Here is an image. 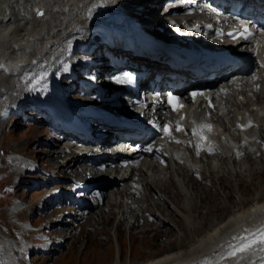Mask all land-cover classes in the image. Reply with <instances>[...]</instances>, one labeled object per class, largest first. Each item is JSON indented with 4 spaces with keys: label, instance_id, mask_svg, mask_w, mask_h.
Listing matches in <instances>:
<instances>
[{
    "label": "bare ground",
    "instance_id": "bare-ground-1",
    "mask_svg": "<svg viewBox=\"0 0 264 264\" xmlns=\"http://www.w3.org/2000/svg\"><path fill=\"white\" fill-rule=\"evenodd\" d=\"M168 1L171 0H105V2L112 4L116 10H120L117 15L114 14L113 10H104V5L99 0H0V98H3V105H6V103L12 105L10 108L8 107L9 109L3 107L0 117L2 115L6 117L7 114L11 113V110L17 114V107H26V110L39 114L41 118V122L39 123H42L40 126L46 127L43 123H47L48 118L50 122L48 124L55 130L52 136V133H49L50 137H53L52 141L60 142L61 144L63 140L68 139V142H65L66 144L61 149L56 148L58 145L54 148L49 146L52 149L51 158L52 160L56 158L57 163V166L49 170L64 174V179L46 177L45 180L59 186L71 181L78 183V178L85 176L86 183L84 186L77 184L73 189L74 192L77 191L79 193L77 200L73 199V197L68 199L67 191L60 188L61 186L46 191L39 199L44 201L47 199H54L58 202L64 201L68 207L72 208V211L68 209V213L74 214V217L68 216L69 222L74 224L77 218H86L85 224L88 225V229H86L88 232L99 224L106 225L113 214L119 217V222L115 224L113 230L111 229L112 232H110L118 239L121 234L120 229L122 226H125L124 222H127L128 213L126 212H135L138 208V203L133 199H141L142 194H149V197H152L151 199L153 200L155 194H158L159 197L160 193H164L166 198L162 199L163 202L165 200L169 201L170 206L180 216L177 214L173 215V212H166V209L160 208V206L164 205L170 208L169 204H166V201L163 205L156 201L154 206L158 210V213L154 212L153 214V211L148 206L145 209L146 214L143 215L137 211L135 217L132 216L134 218L132 223L128 224L134 227L140 225L142 227V229L139 228L141 232L150 231L159 237L163 233L162 228L168 226L170 229L165 231L163 236L170 239L171 237L169 236L174 237L175 233L173 231H177V234H175L176 238L174 241L170 239L167 249H162L164 251L162 254L137 264H264V246L262 245L254 244L244 252H237L234 256L229 255V252L232 250L230 246L240 245L242 239L244 242H247L248 239L253 238L252 232L264 226V199L258 197L253 199L254 201L251 203L236 199L233 201L235 193L230 186H233V182L236 191V184L234 178H232L233 174L228 171H234L235 174L239 175L235 179L238 186H240V193L241 189H243V193L244 181L242 175L252 174L255 169L261 170L255 165V160L257 159L259 163L264 161L263 159L261 160V157H264L262 155L264 154V97L261 92L260 78L257 76L256 71L251 74L250 77L252 79L250 81L245 82L244 80L243 82L244 84H251L252 94H249L250 91L248 89L244 93L245 89L231 85L230 83H228L225 89H222L223 91L221 90L220 100L225 108V115L217 109L214 112V119L218 122V126L223 125L225 129H229L227 131L224 129L223 137H233L230 145H225L224 140H220L219 144L216 145H206L205 143H211L208 140L214 137L221 127H217L209 119L194 117L193 115L196 114L194 113L196 110L193 104H189L186 107L188 115L186 128L192 134V130L199 124L211 125L210 129H202V135L205 139L201 140L199 136L193 134L195 142L188 144L195 158L194 161H190L188 157L186 161L181 157L174 160L169 159L164 149V142L158 141V138L162 136L158 138L151 136V138L149 135L144 139L145 144L142 148L130 157H125L124 154L94 156V154L90 153V151H93V147L83 143H101L103 138L110 135L109 131L101 137L94 136L91 132L81 135L77 131L76 126L73 128L70 126H59L55 123L52 124L50 116L53 113L56 114L57 120L62 119L61 116H57V109H53L52 111L45 109L40 100L37 104H33L32 106L30 104V102L32 103L31 99H36L37 93H41L45 88L37 86L31 93H23L21 91L26 84L32 81L33 76L39 71L52 77L54 69L66 71V67H72L74 71H66L67 73L61 78L69 93L79 94L92 102L100 101L105 96L112 97L113 95L125 94L128 88L122 83L121 74L127 69H132L131 62L129 61L130 57L144 64L141 70L146 74L152 72L155 68L161 69L164 74H167L169 70L164 68L166 66L165 62L157 59L164 57V54H159L156 51L153 55L150 51L151 48L156 49L153 44V34H156L165 23L167 24L171 21L173 25L175 20L180 21V16L189 15V11L185 5L170 8L168 11L162 13L166 17L164 23L161 26L155 27L158 20V9L163 8ZM38 8L40 9L39 12H37ZM138 16L145 19L146 25L149 27L147 30L150 29L151 31V33L148 32V35L143 36V38L140 37L138 32H134L138 28V26H134V22ZM123 27H125L124 30H122ZM104 31H107L108 37L116 35L119 31L127 32L129 35H125L126 39L120 45H116L111 44L104 38ZM173 33L174 29H171L166 34L172 35ZM77 36L80 37L78 38ZM81 36L88 39L92 36L93 38L101 36L103 44L101 43L99 49L97 47L93 51L91 50L93 53L87 50L89 46L86 45V53L75 55V51H73V53L71 52V54L64 56L61 51L66 50L70 52L76 50V45L80 44V41L83 40ZM67 39L71 40L67 41ZM145 39H149L151 45ZM103 46L106 49L104 53ZM60 49L62 50L60 51ZM20 50L21 52H19ZM36 50L40 53H35ZM30 53H33V55ZM89 55H93V57ZM97 55H102V60L97 59ZM28 56L30 58L25 61ZM80 56H83V61L79 65ZM117 59L119 60L117 61ZM22 60L24 61L22 62ZM59 61L68 63L60 66L61 63L58 65ZM76 64L80 67L77 68ZM84 68L87 69L86 72L89 71L92 75L95 81L94 85L87 86L85 79H83L85 77L92 78L91 76L89 77L87 74V76H84L78 73L77 69L82 71ZM68 72H72V74ZM75 79L80 80V83H77L76 89L73 90V87L69 86V82ZM45 80L46 86L51 85L52 89H57L56 85L53 84L54 80L46 78ZM32 84L35 85L36 82L32 81ZM104 84H107L103 92L105 96H101L99 88ZM60 86L62 87L61 84ZM31 89L30 87L28 91H31ZM77 90L79 92L82 91V93H78ZM58 91L61 92V89ZM238 93L242 95L240 98L238 97ZM252 95L255 97H252ZM253 100L257 103L249 105ZM13 101H16L18 105ZM103 105L111 108L112 111H122L124 107H128L129 102L123 99L120 103H117L116 100L108 99ZM115 108L118 110H115ZM163 113L164 111L159 107L148 117L158 119L163 116ZM32 118L34 120L37 119L33 116ZM99 121L103 122L101 119ZM92 124H95V122ZM109 130H112V127ZM252 131L254 132L252 133ZM40 132L46 134V130H41ZM198 144L200 145L199 150L197 148ZM193 147L196 151H193ZM147 148H151L152 150L146 151L145 149ZM170 150L177 152L179 156L184 151L180 147L170 148ZM62 154V159L58 160ZM33 158L37 161L35 157ZM212 158H216L215 165L211 161ZM12 159L18 161V165L26 166V168H29L32 164L31 159L27 157L11 156ZM244 159H252L251 165L244 166L243 163L240 165V161ZM39 160H42V157ZM126 162L132 163V170L121 178L117 176V173L124 172L125 169L121 170L119 168ZM199 162L202 164V169L199 166ZM16 168L17 166H15ZM190 170L197 171L200 176H203V171H207L211 177L216 176L218 179H221L220 183L222 181L223 185L220 188V184L219 188L221 190L223 188L225 190V187L228 188V192L223 190V195L220 197L221 200L219 199V202L222 201L221 203L224 204L223 207L220 203V205L217 203L219 196H214L215 193L204 195L207 198H213V205H210L201 193L197 194L198 191H196V195L194 196L195 200L192 197L190 198V196L187 197L188 194L193 195L192 193L194 192L191 193L190 189L198 181L197 178L188 176ZM18 172L24 175L28 173L33 175L37 173V170L25 169L19 171L18 169ZM226 173L230 175L228 181L226 180V175H221ZM166 174L169 175L168 180L172 184L159 180V178ZM253 174L261 176L264 175V171L256 172L255 170ZM67 175H71L72 177H66ZM105 175H108L107 179L104 178ZM109 175L113 176L110 177ZM201 179L205 178L201 177ZM199 183L201 184V182ZM40 186L42 188L44 185ZM262 186L259 188L256 186V189L263 190L264 186ZM114 187L116 191L110 195L107 190ZM169 189L172 191L174 189L172 194H169ZM107 193L110 195L107 201L109 205L108 211L103 207V201ZM255 193L252 192L251 195L254 196ZM241 195L239 196L242 197ZM110 199L112 200L110 201ZM258 199L261 200L258 201ZM200 201L201 205H197L196 203ZM228 202H238L240 206L237 209H235L236 207H232L233 209L229 211V214L224 219L221 217L222 220L220 221H214L212 218H209L210 214L214 215L216 213L217 215H221L223 209H231ZM118 207L121 208L118 209ZM25 208H30V206L16 202L12 215L18 217ZM203 208L205 210L204 213H202ZM63 211V207L48 211L50 212V214L47 212V216L49 217L53 216L56 212L61 214L54 220H51L50 224H42L43 227L48 228V235L49 232L51 236L59 235L55 243L58 242L61 246L65 244L68 238L64 234L66 232L74 233L73 229L69 230L71 226L68 225V222L64 221ZM91 211L92 213L90 214ZM88 213L90 216H88ZM86 214L88 215L86 216ZM200 215L202 217L201 224L195 222L193 219V217ZM140 216L143 217L140 218ZM148 216H151L152 219L148 218ZM106 217H109L107 222L104 221ZM216 218L218 220L219 217L216 216ZM205 221L210 223L211 227L195 235V232L199 231L198 228ZM24 226L25 228H31L29 224H25ZM236 237L239 238L234 239ZM3 242L0 239V264H16L15 260L11 259L12 257L10 258L5 254ZM114 264L126 263L117 260ZM129 264L133 263L130 261Z\"/></svg>",
    "mask_w": 264,
    "mask_h": 264
},
{
    "label": "rangeland",
    "instance_id": "rangeland-1",
    "mask_svg": "<svg viewBox=\"0 0 264 264\" xmlns=\"http://www.w3.org/2000/svg\"><path fill=\"white\" fill-rule=\"evenodd\" d=\"M157 14H158V20L156 23L157 25L155 24V27L161 26L164 23L165 18H166L165 16L162 15L159 9H158ZM169 25H171V23H169ZM94 38H96V40H94ZM94 38L92 36L91 38L88 39V38L81 36V39H83L84 41L81 40L80 44L76 45V50H72L68 52L66 50L64 51L60 49V51L62 50L61 52L65 56L67 54H71V52L73 53V51H75V55H76V54H84L86 53L87 50L93 51L97 47L99 49V47H101L102 38L101 36L99 37L97 36ZM69 40L71 39H67V41ZM86 45L89 46L87 50H85ZM105 50L106 49L104 47L103 53L105 52ZM92 51L91 53H93ZM89 56L93 57V55H89ZM96 57L99 60H102L103 58L102 55H97ZM79 58L80 59L78 61V64L80 65V63L83 61V56H80ZM66 63L68 62L59 61L58 65L60 64L61 66L62 64H66ZM78 64H76L77 68L80 67ZM77 70L80 75H84V76L89 75V77L90 76L92 77L89 71L86 72L87 70L86 68L82 69V71L79 69ZM77 83H80V80H76V79L71 80V82H69V86L73 87L72 89L75 90ZM77 91L80 94L82 93V91L80 92L79 90ZM252 97H255V96L252 95ZM31 100H32V103L30 102L31 106L39 102V100H36L34 98H32ZM13 102L16 103V101H13ZM1 104L3 105V98L0 100V107H1L0 112L3 107L4 108L6 107V109H9L10 106H12V105H9L8 103H6V105L4 104L3 106ZM14 107H17V106H14ZM16 109H17L16 111L17 114H15V112L13 113L11 110V113L7 114L6 117H4L3 115L2 117H0V156H1L0 157L1 158L0 159V237H1L0 239L2 240V242L4 241L3 243L5 245L4 246L5 248L4 252H6L5 254L10 258L12 257L11 259H14L15 260L14 262L16 264H23L25 262H26L25 264H114L115 261L117 260L121 261L122 263H126V264H129L130 261L133 264L134 263L137 264V263H141V261L143 262L154 256L162 254L164 252L163 250L167 249L169 245L168 242L170 241V239L172 241L175 240L176 238L175 234H177V231H173V233H175L174 237L169 236L171 237L170 239H167L165 236H163V233L170 229L168 226L162 228L163 233L159 237L150 231L141 232L140 229H142V227H140V225L138 227H134L128 224V223H132L134 219L132 216L135 217L137 211H139L140 214L141 213L143 215L146 214L145 209H147L148 206H149V209L151 208V210L153 211V214L154 212L158 213V210H156L154 203L158 201V203L163 205V203L166 201L165 200L163 202V200L166 198L164 193H160L159 197H158V194H155V197L153 200L151 199L152 197L151 198L149 197V194L147 195L142 194L141 199L140 198L133 199L135 202L138 203V208L136 209L135 212H129V211L126 212L128 213L127 222H124L125 226L124 227L122 226V228L120 229L121 234L118 239H116L111 234L112 232L111 229L113 230L115 224L119 222V217H117L116 215L112 214L110 220H109V217L108 218L106 217L104 221L107 222L109 220L106 225L99 224L98 226H96V228H93L94 230L92 229L90 232H88L86 230L88 229V225L85 224L86 218H82V217L77 218L74 221L75 222L74 224H71L69 222L70 220H68V216L74 217V214L68 213V209L72 211V208L68 207L64 201L58 202L57 200H54V199H51V200L47 199L45 201L40 200L39 197L43 196L46 191L54 189V187L52 188L51 186L55 184L53 182H47L45 179L40 180L37 184L33 183L35 180H38L39 178V176H37L38 172L33 175L29 173L24 175L18 172V167L16 168L17 170L15 169V166H17V163H15L16 161L14 159L11 160L10 152L8 151H12V150L24 151L28 153V155L23 156V157H27V158L29 156L35 157L38 163H41L42 165H46L47 167L52 168L54 166H57V163H56V158L54 160H52L51 158L50 154L52 153V149H50L49 146L54 148L58 145L56 148L61 149L68 142V139L63 140L61 144L60 142L57 143V142L52 141L53 137H50L49 133H52L51 134L52 136L54 134V130H53L54 128H52L50 124H48L49 122L48 118H47V123L46 122L43 123L44 126L46 127H43V126H40L42 125V123H39L41 122V118L39 117V114H36L35 112L34 114L32 111L26 110V107H23V108L17 107ZM32 116L37 119L34 120ZM50 120L52 124L55 122L53 118V114L50 116ZM41 130L43 131L46 130V134L40 132ZM253 132L254 131H252V133ZM62 156L63 154L60 156L58 160H61ZM40 157H42V160H39ZM262 159L264 160V157H261V160ZM251 160L252 159L250 160L244 159L243 161H240L241 162L240 165H242L243 163L244 166H250ZM211 161L213 162L214 165L216 164L215 162L216 158H212ZM79 164H82V163H79ZM255 165H257V167L261 169V170L255 169L256 172L264 171V161L259 163V161L256 159ZM199 166L202 169V164H200V162H199ZM244 169L246 170V168ZM255 170L253 171V173L255 172ZM228 171L231 172V174H233L232 178H234L235 184H236V191L234 189L235 187H234L233 182H232L233 186H230V188H232L235 193L234 194L235 197L232 199L233 201L234 199H236V200H240V201L243 200L245 202L251 203L254 201L253 199L258 198V197H261V199H264V189L263 190L256 189V186L258 188L261 187L262 185L264 186V175L258 176L257 174L254 175L253 173L248 174V175L246 174L247 176L242 175L243 181H244V192L242 193L243 189H241V193H240V189H239L240 186H238L237 180L235 179L239 177V175L235 174L234 171H230V170ZM203 172H204L203 176H200L197 171L190 170V172H188L189 177L197 178L198 181L196 185L193 186L192 189H190L191 193L194 192L195 194L194 193H192L193 195L188 194L187 197L190 196V198L192 197V199L195 200L194 196L196 195V191H198L197 194L201 193L202 196L204 195L206 196L207 193H215L214 196H217V197L219 196L217 199V203L218 204L220 203L223 207L224 204L221 203L222 201L219 202V199L223 195V190H224V188L223 190L220 189L223 185L222 181L220 183L221 179H218L216 176L214 177L212 176L213 177L212 178L207 171H203ZM63 175L64 174L59 175L61 179H64ZM221 175H226L227 177L226 180L227 181L229 180L228 177H230V175H228L227 173L221 174ZM66 177H72V176L67 175ZM201 177H204L205 179H201ZM85 178H86L85 176H82L81 180L85 182L86 180ZM168 178H169V175L166 174V175H163L161 178H159V180L166 181L167 183L170 182V184H172V182L168 180ZM199 182H201V184L203 185H201ZM212 182H213V185H212ZM220 184L221 186L219 188ZM40 185H44V186L41 188ZM225 188L226 189L224 191L228 192V188L227 187ZM115 189H116L115 187L111 189L109 188L107 192L110 193L111 195V193L116 191ZM218 190H219V193H218ZM173 191L169 189L168 192L169 194H172ZM252 192H256L254 196L251 195ZM108 193L105 196V199L103 201V207H105L107 211L109 210V205L107 201L109 200V196H110ZM239 195H241L242 197H240ZM205 196L203 198H205V200L210 205L211 204L213 205L214 204L213 198H209V197L207 198ZM160 197H164V198L160 199ZM261 199H258V201H260ZM111 200L112 199H110V201ZM149 200L152 203L151 205H150ZM16 202L19 204L21 203L24 205H28L30 206V208H25L24 211L21 212L18 217L17 216L14 217V215H12V210H13V207H15ZM200 203L201 201L197 202L196 204L201 205ZM166 204L167 205L169 204L170 208H167L165 205L160 206V208L166 209V212L167 211L173 212V215L174 214L178 215L176 210L172 206H170L169 201L168 202L166 201ZM228 204L231 206V209L230 208L223 209L221 212L222 213L221 215H217L216 213H215L216 215L210 214L209 218H212L214 221H220L229 214V211L233 209L232 207L234 208L236 207L235 209H237L240 206L238 202H235V203L228 202ZM53 205H55L56 207ZM59 207H63L64 209L63 211L64 212L63 215L65 218L64 221L68 222V225L71 226V229L69 230H72V229L74 230V233L66 232V234H64V236L68 238L65 244L62 246L58 242L55 243V241H57L58 239L57 236L59 235L51 236L50 232L48 235V228L42 226V224H48L51 220H54L55 218H57V216H59V214H61L59 212H56L53 216H50V217L47 216L48 213L50 214V212L48 211L55 209V208H59ZM119 208L121 207H118V209ZM73 212L75 211L73 210ZM204 212L205 210L203 208L202 213ZM91 213L92 211L90 212V214ZM51 214H53V212H51ZM88 214H86V216ZM90 214L88 216H90ZM216 216L219 217L218 220ZM142 217L143 216H140V218ZM148 218L152 219L151 216H148ZM201 218H202L201 215L198 217H193L194 221L200 224L202 222ZM25 224L31 225V228L30 229L29 227L25 228L24 226ZM210 227H211L210 223H207L205 221L203 225L198 228L199 231L195 232V235L204 232L206 228H210Z\"/></svg>",
    "mask_w": 264,
    "mask_h": 264
},
{
    "label": "snow or ice",
    "instance_id": "snow-or-ice-1",
    "mask_svg": "<svg viewBox=\"0 0 264 264\" xmlns=\"http://www.w3.org/2000/svg\"><path fill=\"white\" fill-rule=\"evenodd\" d=\"M231 35V33H230ZM253 33L248 29L247 26H242V30H239V38L241 39H250L252 37ZM223 91V90H222ZM192 97L195 98L197 95H203L202 92H192L191 93ZM174 101H178V97H174L171 93H169V103L172 104L173 106V110H178L179 108L183 107V105H180L178 103H174ZM243 127V126H241ZM211 128V125L208 124H199L196 128H194L193 134L197 135L200 137L201 140L205 139V137L202 135V129ZM177 131H180L181 128L179 125H177L176 127ZM165 133L170 134V130L168 127L164 128ZM178 143L180 141H177ZM200 145H197V148L199 150ZM146 151H151V148H147L145 149ZM252 235V239H248L247 242H244V240L242 239V242L240 245L238 246H230L232 248V250L229 252V255H236L237 252H244L246 251L248 248H250L252 245L254 244H258V245H262L264 246V226L260 227L259 229H257L255 232L251 233ZM239 237H236L234 239H238Z\"/></svg>",
    "mask_w": 264,
    "mask_h": 264
}]
</instances>
